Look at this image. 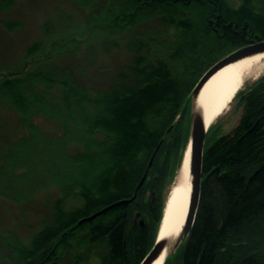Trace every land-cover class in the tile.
I'll return each instance as SVG.
<instances>
[{
    "label": "trees",
    "instance_id": "1",
    "mask_svg": "<svg viewBox=\"0 0 264 264\" xmlns=\"http://www.w3.org/2000/svg\"><path fill=\"white\" fill-rule=\"evenodd\" d=\"M76 1L94 11L88 22L98 23L99 30L146 27L128 42L130 64L94 94L67 67H55L44 52L45 42L26 48L28 61L20 69L0 73V106L12 108L24 128L16 148L0 158L13 169L26 165L22 176L28 178L36 165L49 164L39 171L40 182L29 179L32 185L19 182L10 191L0 187V195L18 201L46 182L61 191L48 203L52 213L30 242L14 239L12 264H42L51 248L75 264H89L90 255H97L94 264H139L155 240L164 185L175 175L187 142L184 121L193 87L219 59L254 42L256 35L264 40V0H240L238 6L227 0ZM13 2L2 0L0 7ZM18 25L6 23L9 30ZM237 96L239 120L205 144L195 220L174 262L168 258L165 264H264V77ZM45 118L54 120L62 133L51 138L41 134L37 120ZM38 142L43 143L40 151L34 148ZM73 144L81 150L68 152L66 145ZM178 146L175 164L167 167L168 155ZM154 151L132 201L77 224L130 198ZM96 169V181H88ZM70 197L81 204L67 210ZM136 210L143 226L132 225Z\"/></svg>",
    "mask_w": 264,
    "mask_h": 264
},
{
    "label": "rangeland",
    "instance_id": "2",
    "mask_svg": "<svg viewBox=\"0 0 264 264\" xmlns=\"http://www.w3.org/2000/svg\"><path fill=\"white\" fill-rule=\"evenodd\" d=\"M227 1L232 6L240 4V0ZM102 2L98 3V6ZM93 12L91 9L80 6L76 0H14L11 6L3 9L0 7V73L20 69L28 61L26 48L34 42H45L44 52L49 53L50 61L57 69L67 67L71 70L76 81L83 85L89 94L104 90L115 74L126 69L130 64L132 53L128 42L132 34L144 29L146 24H136L123 30L110 31L107 28L99 30L96 28L99 27L98 23L88 22ZM7 22H17L19 25L9 30L6 27ZM148 23L149 26L154 24V22ZM52 43H55L53 48H51ZM263 77L264 65L244 82L237 93L246 90ZM237 93L226 111L209 126L205 136L206 145L236 126L241 113ZM37 123L41 134L47 138L62 133V129L54 120L38 119ZM184 125H187V120L184 121ZM69 127L73 129L71 124ZM23 130L14 110L0 106V157L16 148L15 143L17 138L21 137L20 133H23ZM68 132L74 133L71 130ZM42 145V142H38L34 148L40 151ZM66 149L71 153L81 150L76 144L71 147L66 145ZM179 151L178 146L172 154L168 155L167 167L175 164ZM180 157L182 158V154ZM47 168H49L48 163L36 165L34 171L31 170L28 174V178L22 176V172L27 169L26 165L13 169L0 158V187L4 191H10V188L14 189L19 182H27L26 186L32 185L29 179L33 183L36 181L38 183L43 179L39 171L47 170ZM98 169L91 177H88V181H96L94 174H98ZM173 179L174 175L166 179L163 189L164 202ZM4 193L0 195V264H12L14 239L23 244L30 242L32 235L52 213L48 203L59 197L61 191L54 182H46L38 191L32 195L28 194L26 198L21 197L18 201ZM151 196V200L153 197L156 199L154 191L151 192ZM80 204L81 200L78 197H70L64 207L69 210ZM90 256L89 264H94L98 260L97 255Z\"/></svg>",
    "mask_w": 264,
    "mask_h": 264
},
{
    "label": "water",
    "instance_id": "3",
    "mask_svg": "<svg viewBox=\"0 0 264 264\" xmlns=\"http://www.w3.org/2000/svg\"><path fill=\"white\" fill-rule=\"evenodd\" d=\"M264 53V40H260L258 36H255V41L251 42L247 45H244L223 58L219 59L217 62H215L211 67H209L202 76L198 79L195 86L193 87L190 95H189V109H188V117H187V127H188V136H187V142L185 145V148L182 153V158L180 161V164L175 172L173 183L176 181V178L180 174L181 176H186L185 181L188 180L189 182V192H188V206H187V212L185 216V220L183 223V226L179 233L173 237H165L159 239V231L162 225L165 208L167 206V202L169 200L170 193L172 191L173 186L168 191L167 197L165 199L161 217L158 223L157 233L155 236V240L153 242V245L151 246L150 250L147 252V254L144 256L142 261L139 264H151L155 259H157L164 251H165V257L163 264H165L166 260L168 258L171 259L172 262H174V257L177 251L181 248L182 244L186 240L192 226L195 220L199 198H200V185H201V177H202V157H203V151H204V144H205V136L208 131V128L204 122L203 112L202 108L199 106L198 103V97L199 94L207 82V80L216 73L219 69L223 68L224 66L239 61L241 59L251 57L257 54ZM189 149V161L187 166L185 165V157L186 152ZM154 153L151 155L147 167L138 181V183L135 186L133 195L130 198L118 200L114 203H111L99 211H96L89 216H86L84 218H81L77 221V224L82 223L86 220H91L96 215L100 214L104 210L117 205L119 203H128L132 201L137 193V190L143 183L147 173L148 169L152 164ZM154 200V197H153ZM138 217V213L135 216ZM139 223L142 226L144 224L143 219H139ZM50 264H56V262H52Z\"/></svg>",
    "mask_w": 264,
    "mask_h": 264
},
{
    "label": "bare ground",
    "instance_id": "4",
    "mask_svg": "<svg viewBox=\"0 0 264 264\" xmlns=\"http://www.w3.org/2000/svg\"><path fill=\"white\" fill-rule=\"evenodd\" d=\"M264 65V53L230 63L214 73L203 86L198 103L202 108L204 122L209 127L231 103L237 91L253 73ZM189 161V149L186 152L185 165ZM180 174L165 208L159 239L173 237L181 230L188 206L189 182ZM122 200V199H120ZM165 251L151 264H163Z\"/></svg>",
    "mask_w": 264,
    "mask_h": 264
},
{
    "label": "flooded vegetation",
    "instance_id": "5",
    "mask_svg": "<svg viewBox=\"0 0 264 264\" xmlns=\"http://www.w3.org/2000/svg\"><path fill=\"white\" fill-rule=\"evenodd\" d=\"M155 201H156V199L154 198V200H153V198H152V202H155ZM137 213H138V217L136 218L135 216H136ZM87 216H89V215H87ZM84 217H86V216H84ZM84 217H82V218H84ZM138 218L139 219L141 218V212H140V210H136V211L133 212L132 221H131L132 222V225H135V224H139L140 225V223H138L139 222L138 221ZM63 233H61V234H63ZM65 257H66V254L64 255V257H62L60 255V253L55 254L54 253V249L51 248L50 251L48 253H46V257H45V259H43V263L42 264H50V263H52L54 261L56 262V264H75V262H70V257H68V256H67V258H65ZM61 258H65V260L62 261ZM89 260H90V258L89 259L87 258V261L88 262H89Z\"/></svg>",
    "mask_w": 264,
    "mask_h": 264
}]
</instances>
